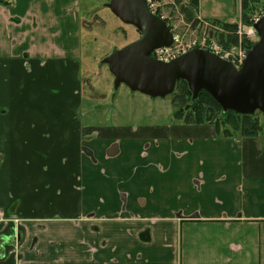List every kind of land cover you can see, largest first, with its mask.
<instances>
[{"label": "crops", "instance_id": "0c3cea01", "mask_svg": "<svg viewBox=\"0 0 264 264\" xmlns=\"http://www.w3.org/2000/svg\"><path fill=\"white\" fill-rule=\"evenodd\" d=\"M81 16L0 0V264H264V133L93 121Z\"/></svg>", "mask_w": 264, "mask_h": 264}, {"label": "water", "instance_id": "95a60500", "mask_svg": "<svg viewBox=\"0 0 264 264\" xmlns=\"http://www.w3.org/2000/svg\"><path fill=\"white\" fill-rule=\"evenodd\" d=\"M165 0H110L107 7L124 24L135 27L140 38L123 48H113L102 60L114 76L118 90L126 85L132 92L151 98H167L185 81L197 99L210 94L225 112L240 115L264 114V15L253 27L258 41L245 51L240 67L212 48L193 46L169 62L157 59L159 49L171 48L175 34L151 8Z\"/></svg>", "mask_w": 264, "mask_h": 264}, {"label": "rangeland", "instance_id": "374dc122", "mask_svg": "<svg viewBox=\"0 0 264 264\" xmlns=\"http://www.w3.org/2000/svg\"><path fill=\"white\" fill-rule=\"evenodd\" d=\"M109 2L110 0H80V11L84 28L81 34L80 47L83 92L98 98H95L93 103L92 100L88 102L93 114L98 117L93 118V121L103 122L107 120L111 124H135L150 118L156 122H163L164 118L161 116L148 117L146 115L149 110L148 106L155 103L153 99L143 94L132 92L126 85H122L116 90L114 76L110 72L109 67L102 64V60L112 52L113 48H123L141 36L135 27L124 24L112 13L106 5ZM174 2L175 0H165L155 3V10L160 9L162 18L168 21L175 34L176 39L172 46L173 49L168 54L178 55L187 51L193 45H198L201 48L210 47L223 57L238 56L243 51L242 49L244 48L240 46L229 50L224 49L219 44L217 37V32L221 31V29L204 21L213 19L210 16L225 15L227 22L240 24V0H202L200 13L209 18H202L199 14L201 23L196 29L184 22L179 13V8L172 7ZM257 17L256 15L255 18ZM257 40L258 35L254 42ZM3 80L5 81L4 77ZM145 102L148 103L147 106H141ZM92 104L97 108L92 107ZM157 104H159L158 107H165L167 110L168 107H173L172 109L175 111L172 95L159 99ZM101 108L104 112H107L105 116L102 115ZM0 109H7V106L0 102Z\"/></svg>", "mask_w": 264, "mask_h": 264}, {"label": "trees", "instance_id": "16d2710c", "mask_svg": "<svg viewBox=\"0 0 264 264\" xmlns=\"http://www.w3.org/2000/svg\"><path fill=\"white\" fill-rule=\"evenodd\" d=\"M172 7L179 8V13L188 26L196 29L200 25V0H175ZM240 8V20L243 24L252 26L256 15L258 17L264 15V0H240ZM155 13L162 17L159 8ZM204 21L221 29L217 32V37L219 44L224 49L229 50L233 47L242 46L247 50L254 44L246 38L242 40L239 38L237 34L238 24L220 19ZM172 96L175 107L174 117L186 124L213 125L217 136L223 138H252L264 133L263 113L240 115L231 111L225 112L213 97L206 92H201L198 98L194 100L193 94L185 81L178 82Z\"/></svg>", "mask_w": 264, "mask_h": 264}, {"label": "built area", "instance_id": "2783aa9c", "mask_svg": "<svg viewBox=\"0 0 264 264\" xmlns=\"http://www.w3.org/2000/svg\"><path fill=\"white\" fill-rule=\"evenodd\" d=\"M151 8L152 10L155 12V3H151ZM260 17L255 18L254 23L257 22L259 20ZM241 23H237L238 24V28H237V34L239 36V38L242 39H247L250 40L252 42H254L257 39V31L255 30V28L252 26H246L243 25L242 21H240ZM208 23V22H206ZM217 29V28H216ZM258 41V40H257ZM195 46V45H193ZM192 46V47H193ZM191 47V48H192ZM241 48H243L242 46H240ZM190 48V49H191ZM173 49V47L171 48H165V49H159L157 50V52L155 53V56L157 59H161L163 61L169 62L171 59L178 57L179 55H181L182 53H185L187 51H184L182 53H179L178 55H170L168 54L169 51H171ZM243 51H241V53L238 56H233V57H229L226 56L224 58L232 61L237 67H240L245 59V49H242ZM218 53V52H216ZM223 57V56H222Z\"/></svg>", "mask_w": 264, "mask_h": 264}, {"label": "flooded vegetation", "instance_id": "af4514ba", "mask_svg": "<svg viewBox=\"0 0 264 264\" xmlns=\"http://www.w3.org/2000/svg\"><path fill=\"white\" fill-rule=\"evenodd\" d=\"M7 241H8L7 244H9V246L13 242V244H12V246H13L12 250H13L15 248V246L22 243V234L21 233L19 235L16 234V237H14L12 242L9 239ZM18 257H20V256H18Z\"/></svg>", "mask_w": 264, "mask_h": 264}]
</instances>
